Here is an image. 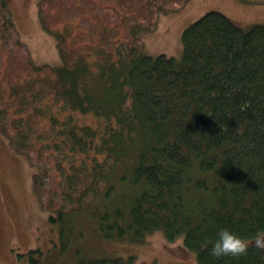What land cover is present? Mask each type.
Returning a JSON list of instances; mask_svg holds the SVG:
<instances>
[{"label": "trees", "instance_id": "trees-1", "mask_svg": "<svg viewBox=\"0 0 264 264\" xmlns=\"http://www.w3.org/2000/svg\"><path fill=\"white\" fill-rule=\"evenodd\" d=\"M188 1L40 0L55 68L34 65L0 0V123L41 169L34 191L64 251L89 214L109 242L161 229L197 264H264V250L214 258L206 243L220 226L264 227V24L210 11L184 31L181 59L146 55L135 31Z\"/></svg>", "mask_w": 264, "mask_h": 264}, {"label": "rangeland", "instance_id": "rangeland-1", "mask_svg": "<svg viewBox=\"0 0 264 264\" xmlns=\"http://www.w3.org/2000/svg\"><path fill=\"white\" fill-rule=\"evenodd\" d=\"M6 2L34 65L62 66L58 40L40 22V0ZM210 11L225 14L244 29L264 24V2L189 0L180 9L162 13L154 31H135L143 41L144 53L181 59L184 31ZM53 110L57 113V107ZM2 126L0 123V264H79L103 258L122 259L123 264H197L195 255L183 246V235L170 241L162 231H156L140 243L109 242L89 214L81 217L82 234L64 251L60 223L52 220L58 213L43 209L34 191L33 178L41 169L16 151Z\"/></svg>", "mask_w": 264, "mask_h": 264}, {"label": "clouds", "instance_id": "clouds-1", "mask_svg": "<svg viewBox=\"0 0 264 264\" xmlns=\"http://www.w3.org/2000/svg\"><path fill=\"white\" fill-rule=\"evenodd\" d=\"M156 231H162L157 229ZM208 251L214 258L227 256L240 257L247 254L250 248L264 250V227H260L250 236L241 235L230 226H220L215 237L206 242Z\"/></svg>", "mask_w": 264, "mask_h": 264}]
</instances>
